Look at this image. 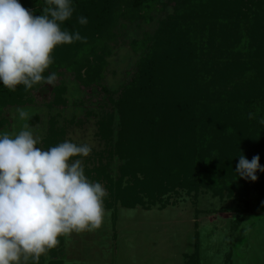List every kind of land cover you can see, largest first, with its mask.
Returning <instances> with one entry per match:
<instances>
[{"label": "trees", "instance_id": "obj_1", "mask_svg": "<svg viewBox=\"0 0 264 264\" xmlns=\"http://www.w3.org/2000/svg\"><path fill=\"white\" fill-rule=\"evenodd\" d=\"M153 1L159 0H73L76 16L61 27L70 33L78 31L86 39L57 46L54 63L45 75L60 66L72 68L80 51L94 50L93 43L107 37L118 14L132 20L142 5ZM20 3L39 15L43 0ZM160 4L174 8L173 17L165 23L171 35L158 43L156 36L146 35L138 43L142 56L132 78L113 92L102 86L108 95L104 105L108 104V111L100 113L97 135L106 148L97 158L99 166L85 169L87 178L105 180L106 211H115L118 205L128 209L159 205L163 209L170 204L171 194L196 192L202 186L214 194L233 184L242 195L250 191L264 194V178L245 180L235 172L242 154L249 160L259 155L264 166V125L259 123L264 118V55L259 51L256 57L250 45L242 57L247 61L241 63L234 49L245 46L248 37L242 36L248 35L247 23L255 25V44H261L264 0H161ZM80 16L88 19L86 25L79 24ZM208 33L212 43L204 39ZM208 43L221 63L230 60V55L240 64L207 67L201 53ZM94 60L84 71L86 86L101 76L103 66L96 53ZM31 90L18 86L10 91L0 85V109L24 104ZM4 124L0 118V127ZM112 166L117 169L115 175ZM243 181L250 187L243 188ZM111 218L115 221V213ZM59 239L57 247L41 256L40 264H63L56 251L64 249L65 237ZM197 247L196 243L195 251L185 256L186 264L200 263Z\"/></svg>", "mask_w": 264, "mask_h": 264}, {"label": "rangeland", "instance_id": "obj_2", "mask_svg": "<svg viewBox=\"0 0 264 264\" xmlns=\"http://www.w3.org/2000/svg\"><path fill=\"white\" fill-rule=\"evenodd\" d=\"M160 1L142 5L132 20L118 14L107 37L93 43L96 50L80 51L70 64L72 68L60 66L51 71L57 76L54 86L40 85L30 91L24 104L1 107L0 118L5 124L0 131L19 132L24 122L19 120L16 109H27L32 113L27 123L39 136L41 147L48 149L47 144L56 146L64 141L87 144L92 148L90 155L73 160L80 159L89 171L99 166L97 158L104 155L101 152L106 148L97 135L100 113L108 111L104 89L113 92L132 78L142 56L138 43L146 35L156 36L158 43L170 34L165 23L173 17L174 8L171 4L161 7ZM246 26L248 35L242 36L248 37L245 46L234 47L241 63L247 61L242 57L250 45L254 46L256 57L259 51L264 55V38L257 37L261 44H255V25ZM208 34L204 39L212 43L213 36ZM92 52L99 56L103 67L98 82L86 86L82 83L84 71L95 64ZM215 52L210 43L206 44L202 63L212 69L239 63L232 61L230 55V60L221 63ZM112 171L115 175L116 167ZM257 176L264 178L261 172ZM91 181L101 183L107 191L103 177ZM244 186L250 187L247 181H243ZM243 195L235 184L221 194L202 186L196 192L180 190L171 194L170 204L163 209L159 205L148 209L118 205L115 211L105 210L99 229L64 236V249L56 253L63 264H186L185 256L195 251L197 243L199 264H264V194L250 191L246 197Z\"/></svg>", "mask_w": 264, "mask_h": 264}, {"label": "clouds", "instance_id": "obj_3", "mask_svg": "<svg viewBox=\"0 0 264 264\" xmlns=\"http://www.w3.org/2000/svg\"><path fill=\"white\" fill-rule=\"evenodd\" d=\"M41 6L35 15L20 0H0V85L10 91L54 86L56 73L45 75L54 49L86 39L61 27L74 14L73 0H43ZM78 22L86 25L88 19L80 16ZM16 112L21 130L0 131V264H40L59 237L102 226L108 193L87 178L80 159L73 160L88 157L89 145L64 141L45 149L27 123L32 113ZM259 161V155H239L236 174L256 181L257 172L264 173Z\"/></svg>", "mask_w": 264, "mask_h": 264}]
</instances>
